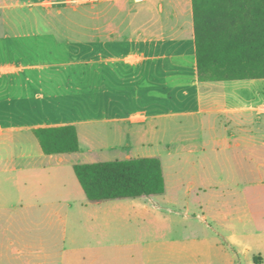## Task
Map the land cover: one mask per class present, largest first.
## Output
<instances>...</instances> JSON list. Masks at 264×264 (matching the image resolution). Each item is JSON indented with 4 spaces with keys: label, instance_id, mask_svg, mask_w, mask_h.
Masks as SVG:
<instances>
[{
    "label": "crops",
    "instance_id": "obj_1",
    "mask_svg": "<svg viewBox=\"0 0 264 264\" xmlns=\"http://www.w3.org/2000/svg\"><path fill=\"white\" fill-rule=\"evenodd\" d=\"M100 8L98 56L85 59L83 69L85 92L95 99L45 101L43 67L0 52V153L7 155L0 157V264H188L189 247L196 255L206 246L221 250V236L264 258V190L254 195L252 189L257 174L264 187V101L253 87L264 78L199 79L193 0H100ZM47 104L60 107L64 120L43 123ZM97 104L99 120L135 137L127 158L161 159L163 193L92 203L70 187L67 174L75 164L98 161L89 139L98 119L75 109L92 111ZM179 116L186 121L178 140L166 123ZM68 123L77 126L79 151L45 154L33 130ZM161 137L164 153L178 160L168 170L155 145ZM116 143L134 146L121 139L107 147ZM12 172L16 178L6 176ZM224 188L232 200L220 195ZM192 209L213 220L205 228L217 235L214 246L196 238L141 240L143 228L171 229L173 216H183L187 226ZM81 219L93 233L126 227L130 237L73 242L60 254L61 225ZM31 229L37 233L26 234ZM12 249L19 257L11 256ZM156 250L163 252L157 259Z\"/></svg>",
    "mask_w": 264,
    "mask_h": 264
},
{
    "label": "rangeland",
    "instance_id": "obj_2",
    "mask_svg": "<svg viewBox=\"0 0 264 264\" xmlns=\"http://www.w3.org/2000/svg\"><path fill=\"white\" fill-rule=\"evenodd\" d=\"M107 7L105 4L104 13ZM100 0H0V52L8 53L11 59L28 65H39L43 67L44 72V99L73 101H85L95 99L94 92H85L84 89V61L90 56H98L99 50V26H100ZM106 16V15H105ZM253 85L258 86V96L264 101V80ZM254 90V88H253ZM98 93V91H95ZM98 98V97H97ZM78 106V105H77ZM60 107L51 104L45 105L46 117L43 123L53 124L61 122L64 119L60 117L58 111ZM75 112L79 114H90L98 120L90 126L91 133L89 139L94 142L96 152L93 158L98 161L105 159H126L128 154H134L136 143L135 137L129 134V137L116 132V123H107L99 120L101 117L98 104L92 111H85L79 105ZM60 114V115H59ZM78 119V116L75 117ZM183 117H172L167 120L166 125L171 127V136L180 139L182 124H185ZM164 124L163 121L161 125ZM120 138V139H119ZM130 141L129 146L116 143L114 147H107V144L115 140ZM163 139L157 138V144L165 158V166L168 170L169 165L178 162L177 158L171 159L164 153L165 144H160ZM132 143V144H133ZM4 145L0 144V149L4 152ZM85 146V145H84ZM102 146V147H98ZM131 146V147H130ZM6 157V154L0 153V157ZM168 160V161H167ZM11 162L10 164H12ZM174 173L180 171L173 168ZM187 172V171H185ZM248 174V171H247ZM255 174V172L253 173ZM18 173H9L7 177H15ZM2 178V176H0ZM70 187L76 191L80 189L83 197L86 194L74 172L70 169L67 174ZM252 189L254 195H259L264 187L261 185L259 175L252 176ZM74 185V186H73ZM220 195L224 199L232 200L231 195L224 188ZM228 197V198H227ZM226 203V201H225ZM254 209L260 210V204L254 206ZM201 209H192L191 218L185 225L183 216H173L177 222H173L172 228L160 231L158 228H143L139 233L141 240H160L161 238H188L209 240L213 246L218 238L211 229L205 228L207 224H213L210 215H206L207 221L201 218ZM80 223L62 224L61 234L58 242V251L61 254L64 248L73 244H85L101 241H122L130 237L126 227L122 231L115 228L110 231H104L98 227L96 232H91L84 225V219ZM65 226V233L62 231ZM144 227L140 221L138 228ZM17 230V228L15 227ZM28 235H34L36 230L26 231ZM164 232V233H163ZM221 250L216 247L209 251L208 246L204 247L200 254H195L197 249L194 246L189 247L186 259L188 264H206L211 261L213 264H264L262 257L261 263H255L254 254L240 251L233 244L221 236ZM223 245V246H222ZM36 249H34V252ZM162 251L156 250L154 258H159ZM167 254H165L166 256ZM11 256L19 257L17 251L12 249ZM141 259L145 256L140 255ZM174 257V256H173ZM183 260V261H184Z\"/></svg>",
    "mask_w": 264,
    "mask_h": 264
},
{
    "label": "trees",
    "instance_id": "obj_3",
    "mask_svg": "<svg viewBox=\"0 0 264 264\" xmlns=\"http://www.w3.org/2000/svg\"><path fill=\"white\" fill-rule=\"evenodd\" d=\"M201 81L264 78V0H193ZM45 154L80 149L73 123L34 130ZM75 174L92 203L165 191L162 161L134 157L77 163ZM255 263L262 257L254 256Z\"/></svg>",
    "mask_w": 264,
    "mask_h": 264
}]
</instances>
